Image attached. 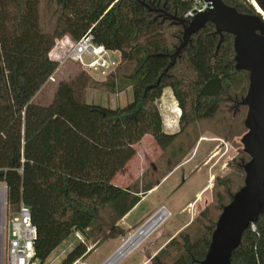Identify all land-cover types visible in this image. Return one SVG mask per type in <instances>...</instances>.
Returning a JSON list of instances; mask_svg holds the SVG:
<instances>
[{
  "label": "trees",
  "instance_id": "obj_1",
  "mask_svg": "<svg viewBox=\"0 0 264 264\" xmlns=\"http://www.w3.org/2000/svg\"><path fill=\"white\" fill-rule=\"evenodd\" d=\"M145 1L183 18L193 2ZM224 1L258 14L250 0ZM87 33L119 52L116 70L97 78L82 68L57 82L50 103L35 101L59 66L49 56L56 39L78 41ZM182 35V25L135 0H0V183L10 213L21 203L31 208L38 232L35 250L42 261L76 231L85 240L60 264L86 256L88 242H95L105 225L117 227L156 185L124 188L113 182L144 136L167 149L176 166L200 138V124L219 119L227 98L246 94L249 75L235 68L234 36L224 33L218 47L212 22L192 35L159 84L149 87L172 62L169 55ZM130 87L134 100L123 107L86 100L89 88L121 93ZM167 87L181 110L174 133L164 129L158 106ZM241 130L247 131L243 123ZM242 178L244 183V172ZM201 215L148 264H200L215 228L206 213ZM231 261L264 264V214L244 232Z\"/></svg>",
  "mask_w": 264,
  "mask_h": 264
},
{
  "label": "rangeland",
  "instance_id": "obj_2",
  "mask_svg": "<svg viewBox=\"0 0 264 264\" xmlns=\"http://www.w3.org/2000/svg\"><path fill=\"white\" fill-rule=\"evenodd\" d=\"M250 3L252 4V0ZM110 54L114 59L119 60V52ZM85 60L88 62L91 58L85 57ZM81 69L82 66L78 63L66 60L61 65L59 73L55 75L56 81H47L35 97V101L41 104L50 103L53 100L57 82L60 79L71 78ZM170 90V88L164 90L158 101V106L163 120L166 119L164 122L170 124L168 128L164 125V129L172 133V130L179 129L181 110ZM86 100L88 103L111 108L123 107L134 100V93L131 87L121 93H109L89 88ZM240 100L241 97L227 98V103L224 105L219 119L200 124V138L176 166L170 157V152L161 148L153 136L147 135V140L151 141H146L137 148L141 154L142 149L147 150L145 151L147 152L146 161L139 167L141 171L136 170L134 175L142 176L144 179L141 187L144 186L147 178L157 186L145 194L139 203L117 224V227L104 224L103 234L99 235L95 242H88L87 255L73 264H103L121 243L161 206H165L171 211L170 218L139 248L118 264H141L149 251H155L173 234L178 236L184 230H180V228L188 221L191 223L196 217H202L201 212L206 213L207 220L216 222L227 200L231 199V196L243 183L244 171L241 165L249 160L241 142V138L246 132L245 130L241 132L243 130H241V125L243 123L244 126L247 107L243 109L244 106H236ZM133 159L134 162L137 161L135 157ZM134 164L137 166L139 163ZM118 178L119 174L113 178V182L119 185ZM0 188L4 191L5 196L3 209L0 206V264H3L7 262L5 260V226L13 213L8 211L6 204L5 184L0 183ZM139 189H141L140 185ZM100 221L103 223L101 219ZM83 238L85 240L84 236ZM78 243L79 240L75 233H72L54 249L47 258L46 264H60Z\"/></svg>",
  "mask_w": 264,
  "mask_h": 264
},
{
  "label": "water",
  "instance_id": "obj_3",
  "mask_svg": "<svg viewBox=\"0 0 264 264\" xmlns=\"http://www.w3.org/2000/svg\"><path fill=\"white\" fill-rule=\"evenodd\" d=\"M158 15L167 17L183 26V35L175 52L169 55L172 62L159 76V84L169 68L191 43L192 35L198 33L208 22L215 26L220 36H234L235 68L249 75L247 92L239 104L247 107L244 126L247 131L241 138L244 152L250 157L241 166L245 173L243 185L223 206L212 233L211 243L200 264H231L234 250L241 244L244 232L264 214V0L255 1L261 12L248 14L227 4L224 0H205L208 8L192 19L168 13L163 7L152 6L145 0H135ZM162 55V54H160Z\"/></svg>",
  "mask_w": 264,
  "mask_h": 264
},
{
  "label": "built area",
  "instance_id": "obj_4",
  "mask_svg": "<svg viewBox=\"0 0 264 264\" xmlns=\"http://www.w3.org/2000/svg\"><path fill=\"white\" fill-rule=\"evenodd\" d=\"M208 6L209 3L205 0H193L184 18L192 19L197 13L205 11ZM111 52L103 45L97 44L91 33H87L78 41H74L72 38L56 39L49 56L58 62L59 66L49 76L48 81H56L55 75L66 60L78 63L84 70L97 78H106L116 70L119 62L118 59L111 56ZM85 57H89L91 60L87 62ZM1 189L0 200L3 199V203L2 205L0 203V206L3 209L5 196H1ZM158 214L161 216V220L155 223ZM171 215L170 210L161 206L140 227L133 231L103 264H118L139 248ZM37 235V227L32 220L31 208L25 203H21L18 211L9 218L5 226V260L7 262L3 264H46V261H42L37 256L35 250ZM75 236L79 241L84 242L82 233L76 231Z\"/></svg>",
  "mask_w": 264,
  "mask_h": 264
},
{
  "label": "crops",
  "instance_id": "obj_5",
  "mask_svg": "<svg viewBox=\"0 0 264 264\" xmlns=\"http://www.w3.org/2000/svg\"><path fill=\"white\" fill-rule=\"evenodd\" d=\"M65 38H70L69 36H64V38L62 37V39H65ZM57 73H59V71L57 72ZM170 87H167V88H165L166 90L167 89H169ZM164 89V90H165ZM171 89V88H170ZM170 91H172V89L170 90ZM164 92V91H163ZM172 93H173V91H172ZM86 95H87V91H86ZM174 95V94H173ZM181 113V112H180ZM180 115V114H179ZM163 121H166V119L165 120H163ZM164 125L168 128V127H170L166 122H164ZM179 130V129H178ZM178 130H172L171 132L172 133H174V132H177ZM147 135L146 136H144V138L136 145V149L139 147V146H142V144L143 143H145L146 141H151V140H147ZM145 151H147V150H143L142 149V154L141 153H139L138 152V149H137V153L135 154V159H137V161H133L134 159V157L127 163V165L118 173L119 174V178H118V182H119V185L120 186H122V187H124V188H128V187H131V186H136V183L137 184H139L140 185V188H142L141 187V185L144 183V179L142 178V176L141 177H138V176H135L134 175V172L136 171V170H139V171H141V169H139V167L140 166H142L143 164H145V161H146V157H147V152H145ZM134 163H139L137 166H135V164ZM138 174V173H137ZM139 178V179H138ZM148 179V180H147ZM145 181V184H147V183H149V181H151V180H149V178H147ZM132 183H134L133 185H132ZM3 184V183H2ZM118 185V184H117ZM157 186V184L153 187V188H155ZM152 188V189H153ZM151 189V190H152ZM150 191H148L147 193H149ZM199 195H200V193H199ZM190 223V221H188L185 225H183L181 228H180V230H183L185 227H186V225H188ZM122 229V228H121ZM174 237H176V235L175 234H173L172 236H170L169 237V239L164 243V244H162L159 248H157L155 251H153V252H148L147 253V256H146V259L141 263V264H148L149 262H152V260H153V258L157 255V253L159 252V250L161 249V248H163L172 238H174Z\"/></svg>",
  "mask_w": 264,
  "mask_h": 264
},
{
  "label": "bare ground",
  "instance_id": "obj_6",
  "mask_svg": "<svg viewBox=\"0 0 264 264\" xmlns=\"http://www.w3.org/2000/svg\"><path fill=\"white\" fill-rule=\"evenodd\" d=\"M252 4L254 5V7H255L259 12H261V9L259 8L258 4H257L255 1H252ZM3 195H4V191H2V189H1V196H3ZM0 203H1V205H2V203H3V199L0 200ZM156 218H157V219H156L155 223H157V222H159V221L161 220V216H159V214L157 215Z\"/></svg>",
  "mask_w": 264,
  "mask_h": 264
},
{
  "label": "flooded vegetation",
  "instance_id": "obj_7",
  "mask_svg": "<svg viewBox=\"0 0 264 264\" xmlns=\"http://www.w3.org/2000/svg\"><path fill=\"white\" fill-rule=\"evenodd\" d=\"M236 106H242V105H240V104H236Z\"/></svg>",
  "mask_w": 264,
  "mask_h": 264
}]
</instances>
